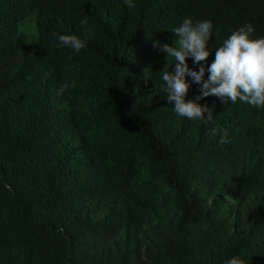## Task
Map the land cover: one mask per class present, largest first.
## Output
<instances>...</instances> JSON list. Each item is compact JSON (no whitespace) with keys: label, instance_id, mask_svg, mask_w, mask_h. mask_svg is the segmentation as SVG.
I'll return each instance as SVG.
<instances>
[{"label":"trees","instance_id":"obj_1","mask_svg":"<svg viewBox=\"0 0 264 264\" xmlns=\"http://www.w3.org/2000/svg\"><path fill=\"white\" fill-rule=\"evenodd\" d=\"M133 2L0 0V264H264V108L209 96L211 122L179 117L161 79L175 60L154 47L209 20L208 67L240 27L264 38V0ZM32 16L35 41L20 32ZM142 171L173 193L172 222L153 223Z\"/></svg>","mask_w":264,"mask_h":264},{"label":"clouds","instance_id":"obj_2","mask_svg":"<svg viewBox=\"0 0 264 264\" xmlns=\"http://www.w3.org/2000/svg\"><path fill=\"white\" fill-rule=\"evenodd\" d=\"M129 8L135 7L133 0H125ZM82 25H87L85 18ZM173 44L154 42L160 52L167 53L168 58H174L175 70L163 71L161 79L164 91L168 93L167 100L175 102L173 111L179 117L189 120L211 122L213 110L207 104L199 103L205 97L217 96L224 102L236 104L238 101L248 103L257 108H264V38L253 39L254 27L249 23L230 34L222 46L216 49L215 59L210 66L205 67L210 52L208 43L213 36V24L209 20L194 22L185 18L173 30ZM55 36L56 34L53 33ZM217 38L219 33L216 34ZM57 47H69L79 53L86 47V40L76 35H59ZM193 58L195 64H200L198 71L188 65V58ZM210 75L205 80V73ZM186 77L192 78V83L200 85V95L193 100H186L191 84ZM70 87L68 82L61 85L58 94H63ZM207 113V115H206ZM216 135L217 129L210 130ZM227 133L220 138V144L227 142ZM225 264H243L238 258H231Z\"/></svg>","mask_w":264,"mask_h":264},{"label":"rangeland","instance_id":"obj_3","mask_svg":"<svg viewBox=\"0 0 264 264\" xmlns=\"http://www.w3.org/2000/svg\"><path fill=\"white\" fill-rule=\"evenodd\" d=\"M20 32L23 33L27 38L30 40H36L37 37V31L34 24V17L28 18L26 21H24L21 24ZM145 172L142 171L138 175L137 185H141L147 182H151L150 184H154V198L157 200V203L154 205V208L151 209V217L153 223L157 222H172L174 218V212L176 211V202L175 198L173 197V193L170 192L168 189L166 183L160 179L154 180V183L150 180V178L146 175H143ZM228 188L230 186L228 185ZM145 194V192H143ZM218 194L222 195L223 192L221 190H218ZM254 198H252L250 201H252ZM210 202V200H209ZM102 213H97L96 217L100 218L102 217ZM113 243L116 249H118L120 252H124L125 249L130 248V246L126 245L127 240H125V232L123 231L120 235L115 237L113 239ZM141 251H143V247H141Z\"/></svg>","mask_w":264,"mask_h":264}]
</instances>
